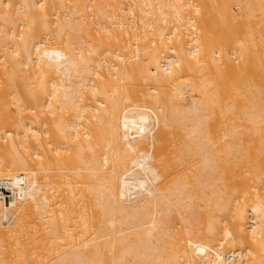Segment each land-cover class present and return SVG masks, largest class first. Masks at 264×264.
I'll use <instances>...</instances> for the list:
<instances>
[{
  "label": "bare ground",
  "instance_id": "1",
  "mask_svg": "<svg viewBox=\"0 0 264 264\" xmlns=\"http://www.w3.org/2000/svg\"><path fill=\"white\" fill-rule=\"evenodd\" d=\"M0 264H264V0H0Z\"/></svg>",
  "mask_w": 264,
  "mask_h": 264
}]
</instances>
